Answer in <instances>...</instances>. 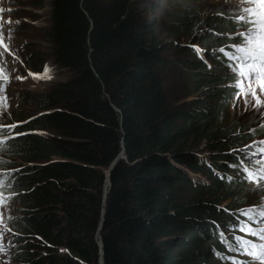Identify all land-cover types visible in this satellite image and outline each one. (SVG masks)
I'll return each mask as SVG.
<instances>
[{"label":"trees","instance_id":"1","mask_svg":"<svg viewBox=\"0 0 264 264\" xmlns=\"http://www.w3.org/2000/svg\"><path fill=\"white\" fill-rule=\"evenodd\" d=\"M159 1L175 37L193 39L198 28H211L197 36L205 52L238 40L228 39L231 29L218 26L231 22L230 13L214 18L191 0H180L188 8L173 10L167 0ZM149 3L51 0L45 34L51 51L33 50L25 64L41 73L51 59L68 79L38 94L20 93L19 100H30L32 110L15 113L17 126L3 135L26 134L0 147V161L8 162L1 168L19 170L12 179L5 177L0 191L19 194L24 211L15 222L19 241L36 243L16 248V264H99L95 236L106 169L118 157L101 229L104 264H210L225 251L218 237L233 217L229 212L239 208V185L253 184L243 178L225 141L241 144L250 137L238 139L217 126L222 108L212 97L220 78L233 80V74L222 59L221 73L227 68L228 76L210 70L196 53L195 59L179 60L180 66L189 64V78L201 91L195 102L206 104L175 112L163 81L173 63L162 53L158 24L147 14L156 7ZM212 52L209 59L222 57ZM202 141L218 154L207 161L197 156ZM233 159L237 165L226 167ZM231 171L240 175L234 179ZM190 172L207 178L193 180ZM181 192L197 202H182Z\"/></svg>","mask_w":264,"mask_h":264},{"label":"rangeland","instance_id":"2","mask_svg":"<svg viewBox=\"0 0 264 264\" xmlns=\"http://www.w3.org/2000/svg\"><path fill=\"white\" fill-rule=\"evenodd\" d=\"M8 1H11L14 3V6H16V9L13 10V12L9 11L7 13L12 15L14 19L17 20L18 26L16 24H7L1 23L0 24V37H2L3 40H6L7 42H10L11 45L15 46V48H18L22 50L24 48L23 57L20 56L21 60L17 61L13 59L9 55H5L4 57H0V70L3 71V74L7 77L9 76V66L10 71L13 74V77H9L7 79V82L4 83L3 91L0 92V99H3L6 97V105L7 107H0V125H9L16 120V114L25 113L27 110H32L31 101L29 104V101L27 102H21L19 100V94L22 93L23 95L29 94H38L40 92H43L47 90L52 83H57L60 81H66L68 79L69 73L67 71H64L62 69H59L55 66L54 62L49 59V63H47V66L49 68V72L47 76L49 78L45 79H33V77L30 75V73H40V72H34L32 69H30V66L24 63V59L27 62V60H30L28 57L29 52L35 50V52H38L40 54L50 52L51 51V43H49L45 39V34L47 33L48 29L51 26V21L49 18V11H50V3L51 0H0V6H4L8 3ZM151 2L153 4H151ZM192 4L196 5L200 8L203 14H206V16H213L214 18H223L225 14L230 13L229 15V24L221 23L218 26H223L227 28L229 31L230 29H234L231 32L236 33L242 30H245L243 26H241L238 22L235 21L234 16L238 13V9L240 7H248L250 5L247 4H241V0H191ZM40 6H37V5ZM153 6L156 7L155 11H148V18L152 19V21L156 22L157 25V38L160 41V46H163L162 53L169 59L172 60V65L170 67V70L166 72V74L163 77L164 85H165V93L166 96L174 108V111L177 113H181L182 111H192L193 108H196L194 106H203L206 104V102H201L196 99L200 98L201 91H196L195 86L192 84L190 80L188 65L180 66L177 64L179 60H188V59H195L194 56V50L191 47V45H198L201 49V55L203 57H200V59L205 60L207 62V66L212 71H219V75H226V69L222 70L221 73V67L218 63L219 59L217 60H211L208 57L210 54H212V51H217L218 49L209 50L208 52H205L202 48V44L197 41V36L200 35L198 32H200L201 29L198 28L195 33V39H192V37H185V38H178L173 35L171 23H170V14L166 11L165 6L161 1H151L149 3V7ZM4 14V13H0ZM5 21H10L11 19L5 18ZM233 23V24H232ZM235 27H234V26ZM237 25L238 29L237 28ZM232 26V27H231ZM17 27V28H16ZM243 28V29H242ZM207 30L211 32V28L207 27ZM234 43H240L234 42ZM232 44V43H229ZM228 44V45H229ZM12 46V47H13ZM19 50V53H20ZM206 54V56H205ZM20 55V54H19ZM6 57V58H5ZM28 57V58H27ZM9 62V63H8ZM35 64V59H34ZM224 68V65H222ZM228 73H232L230 70H228ZM43 74V72H41ZM234 76V75H233ZM19 77V79H18ZM219 87L217 88V95H220V98L217 97V95H214L213 102L218 103L220 105V108H222L221 118L219 122H217V126L221 128L223 131H231L232 136L242 137L243 135L249 136L245 143L237 142V143H230L227 139L225 140L228 144V148L230 150H233L231 153L236 154L237 149L240 147L247 145L250 143V141L253 140H260L264 139V129L260 127L261 123H264V108L260 109H254L252 107H245L244 100L243 99H234L235 96V88L232 89L230 85H234L236 77H233V80H223L220 78ZM246 86L248 85V82H245ZM6 85V88H5ZM252 86H255L254 82H252ZM222 88V89H221ZM6 89V90H5ZM224 89V91H223ZM232 92V93H231ZM224 93V94H222ZM257 95H259V90L257 89ZM250 94H249V100H250ZM221 100V101H220ZM254 103V102H252ZM250 129H255V131H249ZM239 133V135H237ZM201 149V153L196 152L197 156H201L205 158L207 161L209 159V156L213 153L218 154L216 149H213L206 141H202L197 145ZM229 150V151H230ZM253 149H250V151ZM123 155L121 153L119 156ZM19 162V161H18ZM255 163V162H254ZM229 164H233V161L230 163H227L226 166ZM252 167V165H250ZM8 169L15 171L16 167H7ZM187 169V168H186ZM231 177L235 175L234 171H231L229 173ZM190 175L192 176L193 180L196 181H202L203 179L207 178L204 177V174L201 173H192L190 172ZM240 175V174H239ZM233 180V179H232ZM264 182H261L260 186L257 187L255 183L253 184H241L239 185V190L242 192L241 195H239V208L238 211L244 208H247L251 206L252 203H258L259 205H264ZM108 184V182H107ZM108 189H106V186L104 188V192L106 193ZM15 193V192H14ZM220 194V193H219ZM180 198H182V202L185 201L184 199H190L191 202L195 203L197 202V198H194L192 196L188 197L185 193H180ZM0 196H3L4 202L0 203V225L3 227H0V264H16V260H14L13 257V251H14V245L10 241L11 233L10 229H12L13 235L15 234V230L13 229L12 225L15 227V223L13 222V219L17 216L19 219L23 216L22 212V203L17 200L16 197H19V194L17 196H14L12 192H5L0 193ZM232 199H229L228 201L223 202L220 204L221 206H226L228 203L231 202ZM245 201H248L249 203L246 205H243ZM10 216V217H9ZM240 218L239 216H237ZM243 217V216H241ZM12 220V221H11ZM236 220V219H233ZM243 221L244 219L241 218ZM10 222V223H9ZM237 222V221H236ZM235 223H227L224 237L228 238V235L230 237L232 233V230L230 228V225H235ZM9 223V224H8ZM7 225V226H6ZM16 229V228H15ZM17 230V229H16ZM18 235L22 236L21 230H17ZM216 231V228L213 229V232ZM239 232H236L235 234H238ZM242 235V233H240ZM23 236H25L23 234ZM221 235L218 237L219 242L221 240ZM230 238H228L229 240ZM34 239H28L25 241H21L20 245H27V244H36L34 243ZM231 243V242H229ZM97 244V243H96ZM221 244V243H220ZM12 245V246H11ZM222 245V244H221ZM98 246V244H97ZM223 246V245H222ZM27 247V246H26ZM223 248V247H221ZM60 251L65 250L63 248H60ZM100 252V250H99ZM224 253H228L223 251ZM236 255L235 253H229L228 256ZM214 256V255H213ZM240 259H248L247 257H239ZM228 264V261L221 260L217 256H214V261H212L210 264ZM99 264H100V257H99ZM254 264H258V262H254Z\"/></svg>","mask_w":264,"mask_h":264},{"label":"snow or ice","instance_id":"3","mask_svg":"<svg viewBox=\"0 0 264 264\" xmlns=\"http://www.w3.org/2000/svg\"><path fill=\"white\" fill-rule=\"evenodd\" d=\"M169 10L176 7L188 8L189 5L181 4L180 0H167ZM241 4L250 5L248 7H240L238 13L234 16L236 22L244 27L245 30L229 35L228 39H232L233 35L240 40V43H232L218 48V52L222 54V59L227 67L236 77L234 99H243L245 107L254 109L264 108V0H241ZM194 52L200 56L201 49L198 45H191ZM0 48L7 53L9 48L4 44L0 37ZM207 51V50H204ZM49 72L48 66H44L43 74L30 73L33 79H45ZM19 79V77H18ZM7 77L0 70V92L3 91L4 83ZM245 82H248L246 86ZM254 82L255 86H252ZM257 89L259 95H257ZM250 94V100H249ZM254 102V103H252ZM0 107H7L6 97L0 99ZM264 115V113H262ZM17 125L10 127L15 128ZM264 129V123L260 124ZM8 131V126L0 125V147L6 146L15 140L18 136L26 133H16L15 135L4 137L3 133ZM249 131H255L250 129ZM239 135V133H237ZM250 149H253L250 151ZM233 151V150H230ZM243 153L237 157L240 164L244 179L249 183H255L257 187L264 182V139L250 141L249 144L235 150ZM255 162V163H254ZM0 163H8L0 161ZM249 165H252L250 167ZM229 168L235 167L233 164L228 165ZM18 172L19 170H15ZM14 172L11 169H0V188L7 184L8 179H12ZM19 177H16L18 182ZM4 202L3 196H0V203ZM237 215L243 216L244 220H237L235 225H230L233 232L231 243L228 238L221 234L220 243L224 246L225 252L235 253L233 256H225L218 253V258L228 261V264H264V205H251L241 209ZM0 227H3L0 225ZM239 232L242 235H236ZM239 257H247L248 259H240Z\"/></svg>","mask_w":264,"mask_h":264},{"label":"clouds","instance_id":"4","mask_svg":"<svg viewBox=\"0 0 264 264\" xmlns=\"http://www.w3.org/2000/svg\"><path fill=\"white\" fill-rule=\"evenodd\" d=\"M16 9V6H14V3L13 2H11V1H8V3L6 4V5H4V6H0V13H4V14H0V18H1V23H6V25L7 24H16L17 26L19 25L18 23H17V20L16 19H14L13 17H12V15L10 16V14L9 13H7V12H9V11H11V12H13V10H15ZM10 18L11 20L10 21H5L4 19L5 18ZM17 28V27H16ZM202 29H204L205 30V33H206V30L207 29H205V28H202ZM199 34H200V36L202 35V33H203V30H200V32H198ZM3 42H4V44L5 45H7L8 46V48H9V50H10V52H7V53H5V52H2L1 50H0V57H4L6 54L7 55H9V56H11L13 59H15V60H17V61H20L21 59V57L20 56H22L23 57V52H24V48L22 49V50H20V49H18V48H15V46H13V45H11L10 44V42H7L6 40H3ZM13 46V47H12ZM19 50H20V53H19ZM20 54V55H19ZM6 58V57H5ZM26 61H25V59H24V63H25ZM9 63V62H8ZM47 66V65H46ZM10 67L11 66H9V72H10V74H9V76H7V79H9V77H12L13 76V74L11 73V71H10ZM43 72V71H42ZM234 77V76H233ZM7 82V81H6ZM5 82V83H6ZM5 88H6V85H5ZM6 90V89H5ZM14 124H16V123H11V124H9V125H4V126H8V128H10V126H12V125H14ZM13 134H10V135H3L4 137H8V136H12ZM0 169H3V168H1V166H0ZM5 192H9L8 190L7 191H0V193H5ZM10 192H12V191H10ZM13 194H14V192H12ZM18 217L16 216L14 219H13V222L15 223L18 219H17ZM12 227H13V229L16 231L15 232V234L13 235V232H12V229H10V233H11V237H10V240L11 239H13V242H14V251H13V257H15V251H16V248L18 247V246H21V248H22V245H20V243H21V241H19V235H18V231L15 229V227H14V225H12ZM21 239V238H20ZM96 241V240H95Z\"/></svg>","mask_w":264,"mask_h":264},{"label":"water","instance_id":"5","mask_svg":"<svg viewBox=\"0 0 264 264\" xmlns=\"http://www.w3.org/2000/svg\"><path fill=\"white\" fill-rule=\"evenodd\" d=\"M195 39V38H193ZM121 153H123V155H121L120 157H124V149H122ZM118 161H119V157L116 158L110 165L109 167L106 169V181L104 183V188L108 182V188L110 186V172L111 170L113 169V167L118 164ZM104 188H103V192H104ZM107 193L108 191L106 192V195L105 193H103V208H102V219H101V222H100V225H99V228H98V231L96 233V236H95V240H96V243L98 244V248L100 250V264H104V257H103V246H102V239H101V229H102V225H103V221H104V214H105V206H106V199H107Z\"/></svg>","mask_w":264,"mask_h":264},{"label":"bare ground","instance_id":"6","mask_svg":"<svg viewBox=\"0 0 264 264\" xmlns=\"http://www.w3.org/2000/svg\"><path fill=\"white\" fill-rule=\"evenodd\" d=\"M233 24V23H232ZM234 26V25H233ZM238 26L239 25H237V28H238ZM242 26V25H241ZM232 27V26H231ZM235 27V26H234ZM243 29V28H242ZM232 30V29H231ZM234 30V29H233ZM232 30V31H233ZM240 30V29H239ZM238 41H240L239 39L236 41V42H238ZM232 43H234V42H232ZM0 50L3 52V49L2 48H0ZM8 52H10V50L8 51ZM227 69V68H226ZM233 74V73H232ZM234 75V74H233ZM13 77V76H12ZM11 77V78H12ZM232 79V78H231ZM230 87H232V86H230ZM222 89V88H221ZM223 91H224V89H223ZM222 94H224V93H222ZM221 101V100H220ZM197 152V151H196ZM0 155H2V154H0ZM5 157V156H4ZM209 160V159H208ZM209 163V162H208ZM0 166H4L3 164H0ZM250 166V165H249ZM8 167V166H7ZM7 167H4L5 169H8ZM251 167V166H250ZM205 177V176H204ZM232 178H234V176L232 177ZM264 184V183H263ZM106 189H108V184H106ZM105 195H106V193H105ZM253 205H256V204H258L257 202L256 203H252ZM240 211V210H239ZM239 211L237 210V211H235V213H239ZM10 217V216H9ZM238 220H240V219H238ZM12 221V220H11ZM10 223V222H9ZM8 223V224H9ZM7 226V225H6ZM233 233V232H232ZM233 235V234H232ZM228 238H231L229 235H228ZM11 242H12V244L14 245V242H13V239H11L10 240ZM12 246V245H11ZM12 248H14V247H12ZM229 255V254H228Z\"/></svg>","mask_w":264,"mask_h":264}]
</instances>
